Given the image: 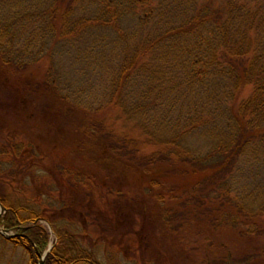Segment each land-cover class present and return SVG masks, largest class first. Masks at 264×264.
<instances>
[{
    "label": "trees",
    "instance_id": "trees-1",
    "mask_svg": "<svg viewBox=\"0 0 264 264\" xmlns=\"http://www.w3.org/2000/svg\"><path fill=\"white\" fill-rule=\"evenodd\" d=\"M149 2L0 0V227L15 231L0 242L33 264L101 263L64 227L51 241L48 215L12 195L30 168L65 189L59 214L68 203L78 218L104 216L97 200L126 198L140 250L153 224L175 240L220 226L247 247L234 254L207 233L193 264H264L253 220L264 216V0ZM56 48L85 61L84 90H60ZM44 59L42 80H20ZM188 211L211 229L195 230Z\"/></svg>",
    "mask_w": 264,
    "mask_h": 264
},
{
    "label": "rangeland",
    "instance_id": "rangeland-1",
    "mask_svg": "<svg viewBox=\"0 0 264 264\" xmlns=\"http://www.w3.org/2000/svg\"><path fill=\"white\" fill-rule=\"evenodd\" d=\"M205 1L206 0H199V3ZM213 1L219 2L221 0ZM156 4L157 0H150L148 6H156ZM137 9L139 12H142L143 8L138 7ZM76 52H78V50L71 49L70 55ZM54 53V68L60 77V90L67 89V87H69L70 90H75L74 93L84 90L86 87L85 81L87 83L91 82L94 76L92 74L81 76L75 69L81 65L85 66V61L81 58L73 59V56L70 57L67 53L64 54V56L61 54L59 55V50L57 48L54 49ZM48 64L49 61L44 59L33 66H29L26 75H21L20 80H24L25 77L27 79H35L36 81L42 80L48 69ZM114 112L113 109L108 108L103 118L106 119L108 117L107 119H109L110 116H114L112 114ZM107 119V122L113 121V118H111V120ZM118 129L123 131L126 128L119 126ZM142 149V151H150L152 148L147 146ZM42 162L48 164L50 160L44 159ZM30 170L29 175H19L20 182L13 183L14 186H17L16 190L12 192L15 199L24 206L26 205L36 210L41 209L44 214L48 215L51 222L47 220H40V222L44 224L51 233V241L56 240L54 226L58 228L64 227L69 232L74 233L81 244L92 251L94 257L101 264H193V259H198L203 254L201 247L204 244L207 246L204 241V237L207 233L211 234L209 238L211 242L215 244L221 243L223 246L230 245V247L233 248L234 254H240L247 247V240L238 238L235 234L236 230L225 229L220 226L211 229V227L207 225L209 223L207 216H197L196 213H190V211H188L185 212V214H187V219L190 218V216L194 219L193 228H195V230L197 227H209L211 231L208 230L198 235L184 231L181 232L179 235L180 237L178 236V238H176V241L173 238L170 239L168 235L165 236L162 234L158 225L155 226L153 224V226L147 227V234L143 237L144 249L140 250L138 245V233H136L139 226L131 222L134 212L130 209L126 198L118 199L119 203L115 202L116 204L112 207L114 210L108 207V204L112 202L114 196L110 195L109 198H100L99 201L97 200L98 207L108 211L106 213L103 212V214H106L104 216H91L85 213L84 218H78L75 216L76 214L73 215L71 212L75 210V208H69L70 206L67 205L68 203H65L67 210L59 214V209L57 211L55 210L62 206L64 202L61 203V201L67 198V196H65V189L59 186L44 169L30 168ZM129 190L130 188H124L121 192L127 195L135 193L133 189L132 191ZM6 191L9 192V188H6ZM205 191L206 190L201 191L200 193L203 192L204 194ZM97 193L99 194V192ZM97 193L96 195H98ZM104 201H106V203H104ZM117 203L120 205L118 206ZM186 208L188 207H185V209ZM191 208H193L192 205L189 209ZM226 208L233 209L228 205H226ZM115 210L118 211L116 215L113 214ZM253 220L257 224H262L264 222V216L255 217ZM8 233H13V230H9ZM211 250L213 251L214 248ZM214 254L216 255L211 258L212 263H215V259H218L217 256L219 252H214ZM32 261L31 253L24 248H14L10 244L0 242V264H33Z\"/></svg>",
    "mask_w": 264,
    "mask_h": 264
},
{
    "label": "water",
    "instance_id": "water-1",
    "mask_svg": "<svg viewBox=\"0 0 264 264\" xmlns=\"http://www.w3.org/2000/svg\"><path fill=\"white\" fill-rule=\"evenodd\" d=\"M5 212V209L4 207L0 204V218L2 217L3 214L1 213H4ZM10 230H13V229H10ZM9 229H5V228H2L0 227V234L3 235L4 237H12L14 234H15V231L13 230V233H8ZM50 249V246L48 247L47 251ZM43 262V255H41L39 257V260H38V264H42Z\"/></svg>",
    "mask_w": 264,
    "mask_h": 264
}]
</instances>
